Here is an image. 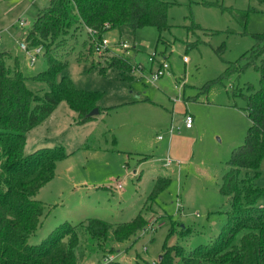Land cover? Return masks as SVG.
I'll use <instances>...</instances> for the list:
<instances>
[{
	"label": "rangeland",
	"instance_id": "obj_1",
	"mask_svg": "<svg viewBox=\"0 0 264 264\" xmlns=\"http://www.w3.org/2000/svg\"><path fill=\"white\" fill-rule=\"evenodd\" d=\"M166 1L171 6L161 30L146 27L134 34L126 28L103 34L111 45L127 42L132 47L126 57L130 72L109 68L119 54L109 50L97 55L85 28L60 35L48 50L37 46L42 54L47 50L68 61L59 79L68 77L77 89L102 95L100 114L90 122L79 125L77 113L63 101L27 133L26 155L56 147L67 155L37 196L45 211L30 245H39L70 221L79 227V264H158L165 248L176 254L179 246L189 253L210 244L227 223L232 198L221 194L223 178L251 126L241 93H248L247 86L259 90L260 74L248 68L222 77L230 65L245 66L242 58L256 45L253 35L264 33V2ZM50 2L0 0V52L11 55L7 62L12 68L18 59L27 87L40 96L49 88L33 78L47 69V58L41 55L31 66L20 45ZM244 12L250 13L247 23L240 20ZM164 60L170 70L154 81ZM187 114L194 117L193 129L185 127ZM166 159L172 161L168 167ZM161 177L171 184L152 199ZM255 183L264 189V159ZM139 214L147 226L124 243L111 234L95 240L80 226L88 219L128 223ZM173 264L183 263L177 258Z\"/></svg>",
	"mask_w": 264,
	"mask_h": 264
},
{
	"label": "trees",
	"instance_id": "obj_2",
	"mask_svg": "<svg viewBox=\"0 0 264 264\" xmlns=\"http://www.w3.org/2000/svg\"><path fill=\"white\" fill-rule=\"evenodd\" d=\"M170 6L166 0H51L49 7L38 13L24 40L31 47L41 45L48 50L60 35L78 27L96 31L101 37L115 29L127 28L134 34L146 27L161 30L168 23ZM249 14L244 12L240 20L247 23ZM253 36L256 45L242 58L245 66L230 65L222 77L248 68L260 74L259 90L247 86L248 93H241L251 126L245 143L234 150L223 178L221 194L232 198L227 223L210 244L189 253L179 246L176 254L165 248L158 264H173L177 258L183 264H264V204H260L264 189L255 183L264 159V33ZM47 50L42 54L47 69L33 78L47 84L49 91L42 96L27 87L28 77L17 66L19 62L12 68L7 62L11 55L0 52V264H79V227L70 221L39 245L29 243L45 211L37 196L54 179L57 162L67 157L65 150L56 147L30 155L24 151L27 133L52 115L61 102H67L77 113L78 124L83 125L95 118L88 115L99 108L102 94L79 90L68 77L59 79L68 61L52 57ZM109 68L124 74L132 70V64L124 57L113 58ZM208 89L206 85V92ZM249 171L254 173L252 177ZM170 184V178H159L150 198H157ZM80 226L95 240L104 241L111 234L124 243L144 231L147 222L139 214L128 223L111 225L88 219Z\"/></svg>",
	"mask_w": 264,
	"mask_h": 264
},
{
	"label": "built area",
	"instance_id": "obj_3",
	"mask_svg": "<svg viewBox=\"0 0 264 264\" xmlns=\"http://www.w3.org/2000/svg\"><path fill=\"white\" fill-rule=\"evenodd\" d=\"M34 2H37L38 0H33ZM19 25L24 28L26 26V22L24 20H21L19 22ZM88 33L91 35V38L95 40V47L94 50L97 55L102 56L106 51L112 50L113 54H119V55H114L113 58H119V57H128L131 54L132 47L127 43V42H119L114 45H111V43L104 39L103 37L99 38V34L96 31L93 30H87ZM1 33H0V38H1ZM98 38V40H96ZM21 49L29 55L30 59V65L34 66L39 57L42 55V48L39 47H32L29 48L28 43L24 40L23 43L20 45ZM151 62L153 61V58L150 59ZM170 70V65L168 61L164 60L161 62L158 66L157 71L153 74V80L156 81L163 77L167 71ZM194 117L191 114L185 115V127L187 129H192L194 127ZM159 140H163L162 137H159ZM172 161L170 159H166L165 167H168ZM121 187V186H120Z\"/></svg>",
	"mask_w": 264,
	"mask_h": 264
},
{
	"label": "water",
	"instance_id": "obj_4",
	"mask_svg": "<svg viewBox=\"0 0 264 264\" xmlns=\"http://www.w3.org/2000/svg\"><path fill=\"white\" fill-rule=\"evenodd\" d=\"M99 114H100L99 108H95L89 113L88 117H95L96 115H99Z\"/></svg>",
	"mask_w": 264,
	"mask_h": 264
},
{
	"label": "crops",
	"instance_id": "obj_5",
	"mask_svg": "<svg viewBox=\"0 0 264 264\" xmlns=\"http://www.w3.org/2000/svg\"><path fill=\"white\" fill-rule=\"evenodd\" d=\"M16 60H18V59L16 58ZM16 60H15V62H19V61H16ZM17 66L20 68V64H17ZM193 128H194V127H193ZM193 128H192V129H193Z\"/></svg>",
	"mask_w": 264,
	"mask_h": 264
}]
</instances>
